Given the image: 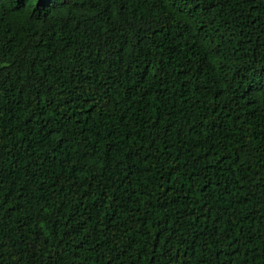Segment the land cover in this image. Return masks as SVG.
Segmentation results:
<instances>
[{
	"label": "trees",
	"instance_id": "trees-1",
	"mask_svg": "<svg viewBox=\"0 0 264 264\" xmlns=\"http://www.w3.org/2000/svg\"><path fill=\"white\" fill-rule=\"evenodd\" d=\"M0 264H264V0H0Z\"/></svg>",
	"mask_w": 264,
	"mask_h": 264
}]
</instances>
